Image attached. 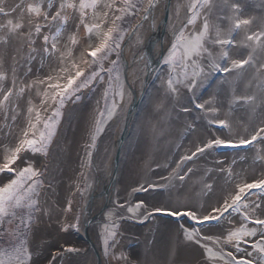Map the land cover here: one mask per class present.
<instances>
[{"label":"snow or ice","instance_id":"obj_1","mask_svg":"<svg viewBox=\"0 0 264 264\" xmlns=\"http://www.w3.org/2000/svg\"><path fill=\"white\" fill-rule=\"evenodd\" d=\"M162 3L163 12L172 5V0H13L11 4L8 0H0V135L11 137L7 142L0 140V176L6 174V179H0V236L11 234L17 241L8 249L0 248V264H32L33 253L28 238L32 224L40 215H50L52 211L41 202L45 191L43 173L35 166L33 157L49 155L66 104L79 101L84 89L91 90L107 77L108 86L102 97L105 107L98 109L91 142L87 145L91 165V149L96 148L98 137L104 131L101 125L115 116L119 106L115 99L108 105L109 92L118 85L114 97L123 100L126 95L118 68L124 63V46L136 35L137 52H133V59L135 61L138 52L143 58L142 49L147 41L139 37V30L149 21L151 30H155V12ZM131 16L138 17L136 23L131 29L124 28L122 25ZM169 27L173 40L163 59L168 69L167 78L161 82L165 100L179 102L186 93L196 97L212 73L227 77L220 81L221 86L227 85L223 99L213 93L203 102L199 99L192 102L208 125L228 129L232 138L215 136L206 142L200 141L195 151L183 156L182 160H192L214 147L239 148L255 142L264 143V11L245 14L238 0H184L183 3L177 0L169 16ZM85 41L88 43L81 47ZM37 59L41 62V70L47 66L49 71L29 79L32 64ZM233 76L235 78L230 79ZM241 81L243 88L239 87ZM225 103L227 112L225 118L220 119ZM156 108L163 110L165 104L161 102ZM181 111L190 112V109L181 107ZM21 117L23 123L18 125ZM14 126L17 127L15 135ZM4 128L8 129L7 133ZM229 173L231 180V169ZM185 175H179L178 179L183 181ZM235 176L236 182L225 192L222 201H217L210 210L203 209V214L190 207L184 211L155 207L149 210L143 200L134 206L127 205V212L134 215L139 212L143 219L153 213L184 216L203 225L219 221L231 211L239 214L242 220L238 227L227 230L225 243L238 244L244 237L257 235V230L246 228L244 221L261 226L264 239V178L247 182L239 173ZM154 187L157 186L140 185L132 192ZM204 187L208 191L212 189L210 184ZM77 191L83 195L85 188L78 184ZM254 193L256 200L251 199ZM179 195L177 192V199ZM117 207L123 209L126 205L118 204ZM20 210L22 215H18ZM62 211L65 214L72 211V199ZM115 213V209L105 213L104 256L109 258L110 264L111 261L120 264L128 259L115 251L119 244L116 222L119 217ZM59 222L62 232L79 230L80 216L76 215L75 222H68L66 218ZM228 222L234 221L230 217ZM12 223H15V229L9 233L6 225ZM180 227L188 241L200 243L213 239L202 235L201 229L189 231L183 224ZM213 242L220 243V238ZM202 246L209 258L224 259L206 244ZM251 247L258 254V261L237 260L228 252L229 259L224 264H264V244L257 242ZM80 251L66 246L63 252L52 256L49 264L57 256L62 258L65 253ZM246 255L253 257V252H246Z\"/></svg>","mask_w":264,"mask_h":264},{"label":"rangeland","instance_id":"obj_2","mask_svg":"<svg viewBox=\"0 0 264 264\" xmlns=\"http://www.w3.org/2000/svg\"><path fill=\"white\" fill-rule=\"evenodd\" d=\"M13 2V0H12ZM10 2L9 4H11ZM163 4V3H162ZM163 12L160 16V22L162 21ZM137 16L129 17L124 24L122 25L124 28L131 29L132 25H134L137 21ZM2 22V21H0ZM150 25V24H149ZM158 27V26H157ZM158 29V28H157ZM156 29V30H157ZM158 31V30H157ZM139 37L143 39V37L138 33ZM156 41L157 42V53L155 60L157 59L159 52H160V38H161V30L159 33L156 32ZM150 37V36H149ZM137 36L133 41V45L136 44ZM145 41H149V38L143 39ZM173 40L172 33L168 35V38L163 42V55L161 57L160 62L156 66L154 72L152 73L149 83L155 82L157 85L161 84L162 79L167 78V66L163 63L164 56L167 55V50L171 45V41ZM88 41H85L81 47L86 46ZM126 47L127 44L124 46V55H126ZM78 54V53H77ZM127 59V57H126ZM47 64V62H45ZM119 71L121 73V80L120 83L124 84L125 90V97L123 100H120L119 97H114L113 93L118 88V85H114L113 89L109 92L107 103L111 105L113 99L116 100L117 104L119 105L116 111L115 116L108 121L107 124H102L101 126L104 128V131L99 135L97 140V145L95 149H91L93 152L91 165L89 166L87 152L90 150L87 147L86 156H85V164H84V171L81 183L79 184L81 187L85 188L83 195L78 192V204L76 206V210L71 220L68 222H75L76 215L80 216V223H79V230L69 229L67 232H72L77 234L78 236L72 241L67 243H60L55 249H53V253L49 255L48 251L45 249L43 250L46 252L41 259L35 260L34 253L31 249V242H30V250L33 253L32 256V264H49V261L52 260V256L57 252H63V248L66 246H71L80 249L81 251L85 250L87 247L86 241L83 239L82 235V214L84 213V207L87 204L88 198L90 194L95 190L97 186V177L98 175L100 178H105V181L100 186L99 192L105 187V183L108 179L110 167L112 163V155L114 154V148L116 143V138L119 136L122 130L119 128L115 129L113 134L106 135V130L112 120L119 114L125 113L128 104L133 100V93L128 83V72H127V80L124 76L123 65L118 66ZM32 73L29 75V79H33L36 76H42L43 74L49 71L48 67L45 66L41 70V62L39 59L32 64ZM128 71V70H127ZM190 71V70H189ZM116 73H113V79L115 80ZM144 76V75H143ZM142 76V77H143ZM227 77L221 73H212L208 80L205 82L204 87L200 88L197 93L196 97L191 96L189 99L188 104L185 107L191 109L190 113L187 114L186 112L181 111L180 107V116L174 115L170 112L171 107L178 109L174 106L172 101L165 100L164 96L161 100H156L155 103H151L148 108L147 112L138 120L136 121L135 127L137 124V131L134 137H130L127 140L126 150L121 157L122 160L126 161L128 164L129 173L135 172H150L151 169H154L155 166H161L164 171L163 180L159 183H155L154 181H141L136 183L133 188H137L140 185H144L147 187L148 184L156 185L152 189L148 191H143L142 195H147L149 193L155 192L160 190L162 193V199L160 202H151L147 201L146 204L151 210L152 208H179L181 211H184L186 208H196L200 210L201 214H203V209L198 206V204L189 202L187 200L177 201L173 200L171 195L176 193L177 190H181L182 192L189 193L195 196H208L211 200L210 206L207 208L210 210L212 206H215L217 201H222L223 195L226 191L230 190L234 183L236 182L235 174L239 173L240 177L245 179L247 182H251L255 179L264 178V143L262 142H255L253 145L248 147H239V148H230V147H214L212 149L206 150L203 154H197L192 160H182V157L185 155H190L192 151H195V146L200 141L206 142L209 138L215 136H221L222 138H232V135L229 133L228 129L220 128L217 125H208L207 121L202 119V113L200 110L195 108L194 103L192 102L194 99H199L200 102H203L204 99H208L209 96L213 93H218L219 98L223 99L226 95L227 85L221 86L220 81ZM233 76L230 79H234ZM142 80V79H141ZM107 77H105L104 82L96 83L94 88L84 89L81 94V99L76 101L75 103H68L66 104L65 108L63 109V115L60 118V123L63 120L64 113L66 107L68 105L77 104L84 99L91 102L93 106V113L92 118L90 119V127L88 132V141L86 146L90 144V136L93 130L95 118L97 116V112L99 108L105 107V101L102 98L104 94V90L107 87ZM239 87L243 88V82L239 83ZM136 89V88H135ZM139 89H136L138 91ZM128 93H131L130 95ZM190 95H192L190 93ZM129 97V99H128ZM154 98H158V96H154ZM127 101V105H125ZM99 102V103H98ZM163 102L165 104V108L163 110H157L156 105ZM184 107V105H182ZM225 112H227V104H224L222 111L219 114L220 119L225 118ZM239 115H244V118L247 119V115L243 112H239ZM234 120V117H233ZM23 123V118L18 121V125ZM59 123V125H60ZM58 125V127H59ZM191 125V127H189ZM177 126V127H175ZM57 127V130H58ZM175 127V128H173ZM13 134L17 133V127H13L12 129ZM8 132V130H7ZM6 132V133H7ZM105 135V136H104ZM162 135V138L161 136ZM11 137H4L3 140L7 142L10 140ZM31 155V154H30ZM35 156H42L36 154ZM45 158V156H42ZM218 161L222 163H217ZM33 162L35 166L41 170L44 174L45 167L38 165L33 158ZM252 167L251 171L248 167ZM223 168L224 171H219V169ZM189 169H192L191 173L188 172ZM229 169H231L232 179H229ZM175 170V172H174ZM204 174V178L202 181L199 182L198 179V171ZM252 170H254L252 172ZM250 173H249V172ZM187 173V175H185ZM179 175H185V179L183 181L178 179ZM213 175L215 179H213ZM197 178V179H196ZM3 179H6V174ZM210 184L212 185L211 191H208L204 185ZM86 185H91V187H86ZM213 185L218 187L213 188ZM163 186V187H160ZM132 189L126 191L123 196H119L117 188L115 187L112 190L111 198L107 202L105 209L102 213L93 220V229L91 230V236L95 240V242L99 245L101 253L103 257L106 259L107 264H110L109 258L104 256V225L105 221V213L109 209H115V215L119 217L117 219V223L119 225L118 231H120L121 226H124L127 231V236L125 240V244L123 246H117L115 251L119 253H123L128 259L127 261H120V264H134L131 259L137 253L142 251L141 240L138 239L142 228L147 225L148 223H154L159 220L162 224L166 226L170 225L171 223L177 222L179 227L183 224L185 227L191 231L193 228L201 229L202 235L212 237V240H202L200 243L195 241H191L197 244L202 251L201 261L203 264H224L225 260H228L229 257L227 256L228 252H231L237 260L239 259H254L258 261V254L255 250L251 247L253 243H261L264 244V239L261 236V226L255 225L250 221H244L245 227L248 229L255 228L257 230V235L244 237L238 244H228L224 242V238L227 235V230L233 227H238L239 222L242 220V217L237 214L229 211L225 213L223 219L219 221H211L207 222L203 225H198L195 222L191 221L188 217L180 216V217H173L168 216L165 213H153L149 218L143 219L141 214L137 212L135 215L133 213L127 212V205L134 206L137 201L143 200L140 197L130 196L132 194ZM205 192V193H203ZM144 193V194H143ZM138 195V194H137ZM151 195V194H150ZM101 201L97 205L98 207L92 210V214H96L99 209L101 208L102 204L104 203V196L100 195ZM252 200L257 199V195L254 193L251 196ZM144 201V200H143ZM90 203V202H89ZM118 204H125L126 207L120 209L117 207ZM22 210L18 211V215H22ZM233 219V223L230 224L228 222L229 218ZM264 218V217H262ZM37 220V219H36ZM36 220L33 222L35 224ZM6 228L8 229L9 233H12L15 229V223L7 224ZM181 229V227H180ZM182 236L185 238L184 232L181 229ZM31 235V233H30ZM29 235V240H30ZM122 234L119 232V236L117 239L119 242L121 241ZM219 237L220 243H214L213 241ZM13 239L11 234H6L0 236V248L8 249L9 246L13 243H16ZM111 243V241H109ZM206 244L207 247L213 249L218 255L222 254L224 259L223 260H213L209 258L206 253V248L202 245ZM239 248V251L237 250ZM223 250L222 253L220 250ZM253 252V257H248L246 252ZM72 256L69 258L67 255H64L63 259L61 260L60 264H85V260H83L80 256L82 254H71ZM59 258L56 257L52 264ZM111 264H116L115 261H111Z\"/></svg>","mask_w":264,"mask_h":264},{"label":"bare ground","instance_id":"obj_3","mask_svg":"<svg viewBox=\"0 0 264 264\" xmlns=\"http://www.w3.org/2000/svg\"><path fill=\"white\" fill-rule=\"evenodd\" d=\"M10 2H12V0H8V3ZM181 2L183 3L184 0H181ZM238 2L242 4L245 14L260 13L264 11V0H238ZM176 3L177 0H172V5L168 8L165 22H160L163 4H161V7L156 10V27L154 31L150 28V21L143 23V27L139 30V34L143 37V39L149 38V41L142 49V59L140 58L141 53L139 52L137 53L135 61L133 59V52H137L135 45L132 44L136 35H134L132 40L127 44L126 57L128 63V83L133 91L132 93H135L137 105L135 109L130 110L128 113L129 106L133 102L132 100L130 104H128L125 113H119L112 120L106 130V135L113 134L114 130L117 128L122 130L126 115L129 114V116H131L130 122L125 131V138L120 145L114 183L111 187L112 189L108 192L107 202L110 200L112 190H114L115 187L117 188L119 196H123V194L132 189V186L136 183L141 181H154L157 184L163 180L164 171L161 166H155L150 172L141 173L139 171H133L132 173H129L128 164L125 160L123 161L121 157L127 148V140L130 137H134L136 134V121L138 123V120L147 112L148 106L151 103L153 104L156 102L155 99H163L162 96H164V92L161 84L157 85L155 82L149 83V81L146 84H143L141 81L144 79L149 64L155 61L158 42L156 41V36H158L156 35V32L159 33L161 30V44H163L171 32L169 27V16L172 13V6ZM34 63L35 61L33 64ZM21 75H23V73H21ZM135 88L139 90L136 91ZM155 95L158 96V98H154ZM191 96L192 95H190V93H186L179 99V102L175 100L172 101L174 106L178 109L171 107L170 112L179 117L180 107H182V105L185 107L186 104H188L189 99H191ZM125 105H127V101ZM92 109L93 106L91 102L86 99L77 104L68 105L66 107L63 120L58 127L57 135L54 137V142L50 146L49 155L45 158L42 156L33 157L38 165L45 167V172L43 174L45 191L41 198V202L44 203L46 207H50L52 209L50 215H40L32 227L30 242L35 260L41 259L46 253L43 250L46 249L49 255H51L53 253L52 250L59 247L58 245L60 243H67L72 241V239L74 240L75 237L78 236L70 231L62 232L60 230L61 224L59 221L64 220L65 218L67 221L71 220L78 204L77 185L81 183L83 177L82 174L84 171L85 156L87 151L86 143L88 141L90 119L92 118L93 113ZM186 113L189 114L190 112ZM7 130V128L3 129L5 133ZM160 136L162 138V135ZM4 137L5 136L0 135V140H3ZM118 137L119 136H117V138ZM112 156H114V154ZM252 167L253 166H249L248 169L251 171ZM112 169L113 165L111 163L110 174ZM253 171L254 170H252V172ZM110 174L105 186L109 182ZM197 174L198 179H196L199 180V182L202 181L205 177L204 174L201 170H199ZM4 177L5 175L0 176V179H3ZM213 179H215L214 175ZM104 181L105 178H100L98 175L97 186L93 191L96 195L86 207V218L92 216V210L96 209L98 207L97 205L101 201V194H99L98 190H100V186L104 183ZM213 188H216L215 190L218 189L216 185H213ZM142 192L143 191L135 193L132 192L130 196L140 197L145 202L149 200L154 203L160 202L163 198L160 190L147 195H142ZM177 192L180 194L179 199H177L176 196ZM176 193L171 195L173 200H187L198 204L201 209H207L210 206L211 200L208 196H195L182 192L181 190H177ZM69 199H72V211L65 214L62 209L67 206ZM105 199L106 198L104 197L103 202H105ZM92 229L93 220L89 224L88 235L94 241L97 248L100 249L99 245L91 236ZM119 232L122 234L119 246H123L125 244L127 231L124 226H121ZM138 239L141 240L140 245L142 246V251L133 256L131 263L133 261L134 264H203L200 262L202 257L201 248L197 244L184 239L177 222L171 223L166 227L162 224V222H159V220L154 223H148L142 228ZM71 256L72 255H67L69 258ZM80 257L85 260V264L95 263V256L92 251H88ZM57 262L58 259L54 264H57ZM107 262L108 261L102 257L99 264H107Z\"/></svg>","mask_w":264,"mask_h":264},{"label":"water","instance_id":"obj_4","mask_svg":"<svg viewBox=\"0 0 264 264\" xmlns=\"http://www.w3.org/2000/svg\"><path fill=\"white\" fill-rule=\"evenodd\" d=\"M167 11L168 10H165L164 13H163V17H162V21L165 22L166 20V17H167ZM161 39L160 38V45H161V48H160V52H159V55L157 57V59L150 63L149 66H148V69L146 71V74L144 76V79H143V84H146L152 73L154 72L156 66L158 65V63L160 62L161 60V57L163 55V47H162V44H161ZM123 61L124 63L122 64L123 65V71H124V76L127 80V70H128V63H127V59L125 57V55L123 54ZM133 92V91H132ZM133 102L130 104L129 106V110H128V113L130 112V110H133L135 109L136 105H137V99L135 98V93H133ZM140 97V96H139ZM130 118L131 116H129V114L126 115L125 117V123H124V127L119 135V137L117 138V141H116V148H115V152H114V156H113V159H112V165H113V169H112V172L110 174V179H109V182L107 183V185L102 189L101 192H99V194L103 195L106 199H105V202L102 204L101 208L99 209V211L92 215V216H89V217H85V214H86V207L87 205L89 204V202L95 197L96 194H94L93 192L90 194L89 198H88V201H87V204L85 205L84 207V213L82 214V237L83 239L86 241L87 243V247L85 248V250L83 251H80L79 253H65L64 255H71V254H84V253H87L88 251H92L94 256H95V263L94 264H99L103 255L101 253V250L99 248H97V246L95 245L94 241L89 237L88 235V227H89V224L92 220H94L95 218H97L101 213L102 211L105 209L106 205H107V195H108V192L112 189V185L114 183V178H115V169H116V166H117V163H118V156H119V150H120V145L122 143V141L124 140L125 138V131L127 129V126L130 122ZM63 255V257H64ZM62 257V258H63ZM62 258L59 256L58 258V262L57 264H60L61 263V260Z\"/></svg>","mask_w":264,"mask_h":264}]
</instances>
